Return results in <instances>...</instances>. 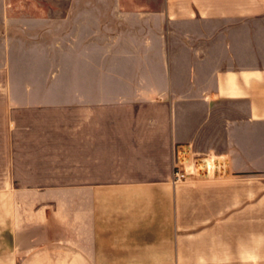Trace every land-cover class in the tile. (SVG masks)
I'll return each instance as SVG.
<instances>
[{"label":"crops","instance_id":"1","mask_svg":"<svg viewBox=\"0 0 264 264\" xmlns=\"http://www.w3.org/2000/svg\"><path fill=\"white\" fill-rule=\"evenodd\" d=\"M0 264H264V0H0Z\"/></svg>","mask_w":264,"mask_h":264},{"label":"rangeland","instance_id":"2","mask_svg":"<svg viewBox=\"0 0 264 264\" xmlns=\"http://www.w3.org/2000/svg\"><path fill=\"white\" fill-rule=\"evenodd\" d=\"M66 4V0H12V6L14 7L15 10L18 9H27L30 12H33V10H35L37 7H62L63 5ZM200 26H204V25H200ZM227 24L224 23H220L219 24H215L212 25V27H214V29H216V27H226ZM170 28H174V25H170ZM100 28H94V35L95 34H99L98 30ZM213 29V28H212ZM184 37V36H183ZM192 41H195V38H190ZM185 44L188 43V39L187 37L182 38L181 39ZM65 53H68L67 55H65L64 61L61 65L60 68H57V64L54 62H50V63H43L41 64L40 69L43 70L42 74L46 76V86L48 89V94L46 96H44L43 101H47L48 103H51L53 101L56 100L57 98V94L52 93L53 90H55V88H59V87H63V89H65V91L67 92L66 95L63 96V99L65 100H72V95L73 93H71V85H72V73H71V64H72V58L69 57V52H68V48L66 49ZM52 71H56L57 75H53ZM62 77V78H61ZM63 85H59V83L57 84V82H61ZM59 99H61V96H58ZM68 112H72L71 109H67L66 110V114H68ZM62 113V111L56 109V108H49V109H39V110H34L32 112H24L21 116V118H19L18 120H22V122H26L27 120H36V119H40V118H45V119H51V118H57L58 115ZM63 114V113H62ZM19 115V114H18ZM21 139H20V144L17 145L18 149H19V156L21 157H27L29 155V150H28V135H26V132L22 133L21 132ZM18 156V157H19ZM25 159V158H24ZM28 160L25 159V163H27ZM21 180L25 183H29L30 181V177L23 175L21 177Z\"/></svg>","mask_w":264,"mask_h":264},{"label":"built area","instance_id":"3","mask_svg":"<svg viewBox=\"0 0 264 264\" xmlns=\"http://www.w3.org/2000/svg\"><path fill=\"white\" fill-rule=\"evenodd\" d=\"M222 164L211 154L204 156H195L189 159L186 164H176L172 172V182H181L190 179V177H199L201 175L214 173L221 168Z\"/></svg>","mask_w":264,"mask_h":264}]
</instances>
